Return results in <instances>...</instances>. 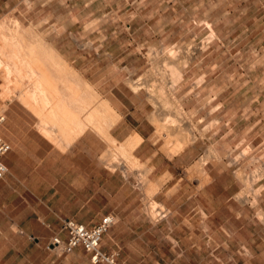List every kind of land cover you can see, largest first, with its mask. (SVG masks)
<instances>
[{
    "label": "crops",
    "instance_id": "crops-1",
    "mask_svg": "<svg viewBox=\"0 0 264 264\" xmlns=\"http://www.w3.org/2000/svg\"><path fill=\"white\" fill-rule=\"evenodd\" d=\"M51 1L31 2L32 5L41 3L46 8ZM22 2L17 0L7 4L11 12L4 11V0H0V24L8 15L28 27L42 19L44 38L36 32L29 33L27 38L31 42L49 43L59 56L45 50L39 55L37 70L47 72L48 79L53 81L57 78L54 69H59L62 75L58 78L64 80L69 68L65 65L67 62L75 74L68 76V84L43 88L42 98H19V91L16 96L3 97L4 79L0 75V104L5 114L0 134L10 143V149L4 155L8 171L0 179V264H181L184 261L187 264H231L233 261L239 264L241 257L234 253L235 249L242 253L243 264H257L254 261L259 255L256 249L264 248V238L260 241L252 235L243 236L242 241L236 242L239 229L228 230L224 225H220L219 231L226 237L211 247L207 243L210 250L204 257L149 256L146 245L131 244L146 239L142 234L148 231L149 214L144 205L150 184L155 186L156 198L168 194L179 202L189 201L193 210L205 219L227 216L224 211L234 192L229 190L227 180L221 174L212 175L220 160L206 159L207 177L194 172L189 175L188 169L205 152L204 140L197 137L189 141L192 138L185 134L192 130L190 124L181 126L180 136L173 126L170 132L163 130V135H159V128H167L171 120H180L181 116L176 110L163 107L161 111H155L148 92L142 88L133 89L121 73L130 68L136 74L142 68H148V61L143 59L144 64L140 66L133 63L120 66L116 59L110 60L117 55L107 51L109 60L101 65L99 58L93 62L91 77H88L69 61L67 53L56 43L57 37L65 39L67 34L52 37V13L38 20L30 16L25 22L21 17ZM128 3L131 0H124L125 8ZM134 5L146 9L150 4L148 0H137ZM155 23L157 27L153 29L152 17H146L142 22L149 26L150 33L154 30L156 40H163L164 32L159 28L163 24L162 17L158 16ZM130 53L137 52L131 50ZM97 54L101 51L97 50ZM141 55L146 57L144 53ZM51 58L54 60H47ZM74 58L71 60L78 61V57ZM56 62L60 66L57 67ZM185 79L187 72L175 87H183L181 84ZM33 90L29 89L28 93ZM211 104L204 97L192 95L183 101L186 110L195 111V105H205L195 118L203 116L206 122L218 120L214 127L216 135L219 133L221 138H226L227 102L220 100L216 115L206 108ZM213 116L215 118H211ZM255 120L243 135L252 136L258 126ZM192 132L193 135L194 130ZM179 143L181 148H176ZM186 185L192 186L191 189L186 191ZM181 205L172 207L175 214L180 213ZM109 212L117 215V221L104 235L102 248L115 253V263L94 262L81 245L65 252L58 251L52 243L55 234L67 239L68 233L62 229L65 218L92 225ZM158 225L151 221L150 227L153 229ZM176 227L172 226L171 232ZM205 228L211 230L207 224ZM217 250L220 253H216ZM228 250L233 254L228 256Z\"/></svg>",
    "mask_w": 264,
    "mask_h": 264
},
{
    "label": "rangeland",
    "instance_id": "rangeland-1",
    "mask_svg": "<svg viewBox=\"0 0 264 264\" xmlns=\"http://www.w3.org/2000/svg\"><path fill=\"white\" fill-rule=\"evenodd\" d=\"M16 1L4 0V11L9 9L7 4ZM22 1L21 17L25 22L30 16L38 20L43 15L52 13V37H57L60 33L62 36L67 34L65 39L59 40L60 37H57L56 43L67 53L69 61L88 77H91L93 62L99 58L101 65L109 60L107 51H113L117 55V58L113 57L110 60L116 59L120 66L131 63L140 66L144 64L143 59L148 61V68H142L136 74L130 68L121 73L125 75V81L133 89L142 88L148 92L155 111H161L162 107L176 110L182 118L180 120L175 118L179 123L173 126L178 130L179 136L182 131L181 126L188 127L187 125L190 124L194 134L192 135V130L185 134L188 138H192L189 141L197 137L204 140L202 144L205 145V152L199 161L188 169V174L194 172L201 177H207L208 173L204 168L206 159L220 160L213 169L212 175L221 174L227 180L229 190L234 192V196L228 202V208L224 211L227 216L205 219L199 212L193 210L191 207L193 205L189 201L179 202L168 194H160L156 198L155 186L150 184L147 187V200L144 205L149 214L148 231L142 234L146 239L132 241L131 244L142 247L146 245L149 256L204 257L208 255L210 247L216 241L226 237L219 231L220 225H224L228 230L239 229L236 242L242 241L243 236L251 235L262 241L264 238V0H148L150 5L146 9L135 7L137 0H131L127 8L124 7V0H52L46 8L38 2L32 5V0ZM8 11L12 12V10ZM12 16L8 15L3 19L7 24L1 33L9 34V30L12 32L16 29L15 21L12 20L16 18ZM158 16L162 17L163 21L162 26L159 27L164 32L163 40H156L153 35L154 30L150 33L149 26L142 24L144 18L152 17V28L156 29L155 19ZM42 23L41 19V22L34 26L28 27L21 22L20 26L29 46L38 45L39 42L41 49L47 50L44 46L46 42H31L27 38L29 33L36 32L37 36L43 39ZM171 48L175 51L174 57H169ZM97 50L101 51L100 55L97 54ZM131 50L137 53L132 54ZM6 51L7 56H10L12 52L10 46H7ZM142 53L146 57H142ZM74 57H78V61L71 60V58L75 59ZM28 58L31 56L26 55L21 62L26 65ZM66 64L71 68L69 63ZM71 70L75 72L72 68ZM186 72L187 79L181 84L183 87H175ZM22 77L23 89L26 91L32 89L30 82L33 77L37 78V74H23ZM10 80V78L4 79L3 95L8 94L5 97H10L9 89L5 88L11 85ZM160 90L163 91L162 94ZM191 95L204 97L207 102H212L211 106L206 107L208 112H213L212 115H216L215 109L218 108L220 100L227 102L226 138H221L219 133L216 135L214 127L218 120L212 119L206 122L203 116L199 119L195 118L194 115L205 105H195V111L184 109L183 101ZM3 109L0 104V112ZM254 119L257 120L258 126L252 136L243 135ZM171 121L172 124L173 120ZM171 124L167 128H159V135H163L161 132L163 130L170 132L174 129ZM181 146L175 145L176 148ZM191 187L186 185L185 190L188 191ZM261 192L263 194L259 198ZM179 203H182L180 213L175 214L172 207L178 206ZM150 220L159 225L152 229ZM206 224L211 230L205 228ZM175 225L177 226L175 231L171 232L172 226ZM245 226L248 229H243ZM207 243L210 247H207ZM173 244L176 245L175 248L172 247ZM82 248L86 253L88 252L83 246ZM58 251H62V248ZM233 251L241 257L239 264H243V255L239 249ZM256 251L259 255L254 261L257 264H264V248ZM216 253H220V250ZM232 254V250H228L227 255ZM186 262L181 264H187ZM231 264H235L234 261Z\"/></svg>",
    "mask_w": 264,
    "mask_h": 264
},
{
    "label": "bare ground",
    "instance_id": "bare-ground-1",
    "mask_svg": "<svg viewBox=\"0 0 264 264\" xmlns=\"http://www.w3.org/2000/svg\"><path fill=\"white\" fill-rule=\"evenodd\" d=\"M6 24L7 23L5 21L0 24V33L1 30L6 27ZM15 25H16V29H13L12 32H10L9 30V34L3 32L1 33L2 43L0 44V69L3 67V69L1 70L2 74L0 75H2L3 79L6 78L11 79L10 80L11 85L5 86V88L9 89L10 91L9 92L10 97L16 96L15 93L19 91L18 92L19 98H30V96L32 98H37V97L42 98L43 95L41 94L42 93L41 91L43 90V88L45 89L46 87H49L51 85H53L54 87H59L60 84H68L69 81L68 76L75 74V72H73L71 68H68V70L66 69L67 76L65 75L66 78L64 80L63 79L60 80V78H58L61 77L62 75V72L59 69H54V73L55 75H57L56 76L57 78L56 80L53 81L48 79L49 77L47 72L42 71L39 73L36 67H38V63L40 62L39 55L41 56L42 53L45 51V49L44 48H42L43 50L41 49V44L39 42L37 43L39 46L36 44L33 46L32 45L29 46L22 33L20 22L15 20ZM7 46H10L12 50L9 58L7 56V51H6ZM44 46L46 47V49H49L53 51L56 55H58L56 50L52 47V45L50 46L49 43L44 44ZM27 51L29 52L27 53ZM26 55H30L31 58H28V62L26 63V65H24L21 62V59H23ZM174 55H175V51L174 49L171 48L169 51V57H174ZM54 64L57 67L60 66L59 62H56ZM65 65L66 67H69L68 64L65 63ZM23 74H27V75L40 74L39 76L37 75V78L33 77L31 81L32 83L30 82V85H32V89H34L30 93H28V91L23 89V84H24L22 77ZM160 92L161 94L163 93V91L161 90ZM5 96H8V94L3 95V97ZM177 122L178 121L173 120V123L171 125L177 126L178 125ZM180 145L181 143H179V146ZM55 247L57 250L64 248L61 244H56Z\"/></svg>",
    "mask_w": 264,
    "mask_h": 264
},
{
    "label": "built area",
    "instance_id": "built-area-1",
    "mask_svg": "<svg viewBox=\"0 0 264 264\" xmlns=\"http://www.w3.org/2000/svg\"><path fill=\"white\" fill-rule=\"evenodd\" d=\"M5 119L4 112H0V124ZM10 143L0 134V179L5 176L8 169L4 161V155L9 151ZM165 216V214L163 215ZM117 221L116 214L109 212L92 225L85 224L73 218H66L63 229L68 232V238L64 240L59 235L54 236L52 243L61 244L65 252L72 251L76 246L82 245L94 262L115 263V253L107 252L102 248V239L109 228Z\"/></svg>",
    "mask_w": 264,
    "mask_h": 264
}]
</instances>
